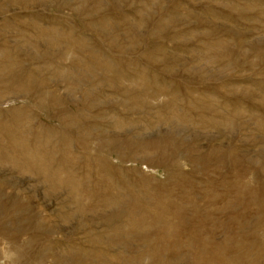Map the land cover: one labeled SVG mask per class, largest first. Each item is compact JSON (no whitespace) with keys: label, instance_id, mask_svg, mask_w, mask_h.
<instances>
[{"label":"rangeland","instance_id":"obj_1","mask_svg":"<svg viewBox=\"0 0 264 264\" xmlns=\"http://www.w3.org/2000/svg\"><path fill=\"white\" fill-rule=\"evenodd\" d=\"M33 24L56 44L52 60L41 59L42 41L41 58L29 59L35 43L22 42L39 37ZM12 54L29 61L23 72L0 68V121L26 110L29 135L53 129L56 136L59 121L79 123V113L105 136L116 114L133 121L120 130L133 148L110 160L138 186L129 190L136 197L160 191L184 209L144 217L134 235L117 239L109 215H79L67 190L51 193L4 162L0 207L16 215L27 206L34 219L17 233L0 210V264H264V0H0V66ZM142 88L164 94L137 112L123 93ZM83 93L97 98L84 101ZM169 99L181 123L161 109ZM103 101L109 106L100 111L85 107ZM157 144L178 155L166 168L156 165Z\"/></svg>","mask_w":264,"mask_h":264},{"label":"bare ground","instance_id":"obj_2","mask_svg":"<svg viewBox=\"0 0 264 264\" xmlns=\"http://www.w3.org/2000/svg\"><path fill=\"white\" fill-rule=\"evenodd\" d=\"M31 28H32V30H31L32 32L39 34V37L35 38V39H30L29 41L22 42L25 44L30 43L29 45H31V46H33L35 43V49H34L35 52L33 51L32 57H30L29 59H31L32 61H36L39 58H41V56H43V58H41L42 60H44V58L46 60H50L52 58V52L55 50L56 44L54 45V43H53L54 41L52 42L51 40L43 39L41 36V33L39 31V28L35 24L31 25ZM21 37H23L22 32H21ZM41 41L46 44V48H45V51L40 56L39 48L42 46V44L40 45ZM29 59L22 54H12L11 56L7 55V56H5V59L3 60V63L0 66V68H2L3 70H6V72H12V71H17V70H20L21 72H23L24 70L22 68V61H29ZM93 61H95L97 63V65L100 68H102L103 70L107 69L98 60H93ZM51 67H52V65H51ZM112 71L113 70H111V72ZM7 75H11V76L15 77V75H13L12 73H9ZM139 76H141V75H139ZM66 79H68V78H66ZM136 79H138V78H136ZM140 79H142V78H140ZM51 80H52V77H51ZM109 82L113 83L111 81H109ZM72 83L73 82L71 81L70 84H72ZM76 91H79V90L77 87H74L73 92H76ZM163 91H166V90L163 89ZM11 93H13V92H11ZM162 93L164 94V92H161V90H159V91L153 90L152 92H148L146 89L142 88V89H138V90L126 89V92H124L123 95H128L129 99L135 100V104L133 105L132 110H135L138 112L139 109H144V111H147V109H148L147 99H154L155 96H159V94L162 95ZM69 94H70V92H69ZM83 94L84 95L81 98L84 101H87V99H89L92 96L95 99L97 98L94 95L96 93H94V94L83 93ZM6 95L8 96V94H6ZM170 96L171 95L169 94V97ZM12 97H14V96L12 95ZM5 98H6V96H5ZM59 101H60L59 98L58 99L54 98L53 104H58ZM176 102L177 101L169 99L168 102L164 106L161 107V109L169 110V112L165 111V114L166 115H168L169 113L171 114L172 118H170L171 119L170 122H172V121H174V119H176L179 123H181V115L177 116V118H174V108L177 106ZM93 104H94V101H93ZM104 105H106V107L109 106L108 102L103 101V103H100V104L95 103V105H93V106H86L85 105V107L88 111H89V109H94L96 112V111L102 110V108H104ZM77 107L82 108L78 105H77ZM109 108H113V107H109ZM83 110H85V109H83ZM157 110H158V112H160V109H157ZM148 114H149L148 112H145L144 116L148 115ZM77 115L80 119L79 123H70L71 124L70 125V124H68V121H66L65 119H61V121H59V127L57 130H55V131H58L59 136L55 135L56 132H54L53 129H43L42 133L40 132L37 134L29 135L28 133H30V131H26L24 129V126L30 125V122H31L30 113L27 112L26 110H21V111L19 110V111H15V112H10L9 117H10L11 121L6 120V119H4L3 121H0V164H2L4 162H8L21 175H24V174L29 175L30 174L35 180L41 181V182L47 184L49 189L51 190V193H57L58 191L67 190V194L69 196V199H70V201H72L75 204L76 211L79 215H92V216H96V217H97V215H99V217H100V215H103V214L109 215V217L106 219V224H111V226H112L111 235H113L114 237H117V239L121 238L122 235H124V234L134 235L133 233L137 230V228L139 226V221H142L144 219V217H148L151 215H153V216H168V215H170V216H181V212H182L181 210L184 209V208L181 209V203L174 202L175 201L174 199H173L174 201H171L172 198H169L171 200L165 199V198H164L165 200L162 199V197L160 196V191H157L154 195L148 194L145 191L146 194H144V196H142L141 198L136 197V195L133 194L134 191L132 192L129 190H133V187L138 189V186H135V184H133L134 186L132 184H130L128 182V180H126L124 178V176H122V174H123L122 170L119 168L117 163H114L113 161L110 160L109 156L111 154L118 155V153H121V152L126 151V150H131L133 148L132 144H130V142H128L127 140L124 141V143L122 142V140H121L122 135L120 134V130L126 125L132 126L134 124V123H132L133 121H128L125 118L121 119L116 114V117L113 116L114 117L113 118V122H114L113 128H115V129H114V131H111L109 134H107V136H105V134H104L105 132L103 133L102 129H98L99 128V127H97L98 122L95 119H93L92 121H90V120L86 121L85 118L80 115V113ZM111 115H113V114H111ZM155 116L156 115H154V117ZM154 119L157 123L166 124L168 121V119L166 117H163L162 115H157ZM34 126H35V124H34ZM93 129H95L96 131H92ZM62 131H67V132L71 133L72 134L71 140H69L67 137L63 136ZM61 133H62V135H61ZM25 135H27V136H25ZM53 137L56 139V141H52ZM53 143H54V145H53ZM172 144H173V142H172ZM157 145H159V144H157ZM164 147L160 148V145H159V146L153 147L152 149L154 151L153 154L159 155L157 157L158 158L157 159L158 164H156V165H163L164 168H166L167 166L164 164V161L170 163V160L174 159L178 155H176L175 152L165 150ZM75 152H77L79 154L78 157L73 156V154ZM147 159H148V157H147ZM0 167H1V165H0ZM129 172H132V171H129ZM19 173H18V175H19ZM152 177H154V176H152ZM28 178H29V176H28ZM140 187L145 188V186H142V185H140ZM149 190H150V188H149ZM178 190L180 192L181 187H179ZM138 191H139V189H138ZM23 200H25V199H23ZM185 204H187V203H185ZM26 207L17 209L16 215H14V214L10 215V212L8 211L7 208H1L0 207L2 214L4 216H9L10 223H11V221H14L13 225L17 226L15 228V230H17V233H25L27 231L26 229L31 228V224H32L31 222L34 219V216L31 214L30 208L29 207L26 208ZM186 209H188V208H186ZM204 212H206V211L204 210ZM185 217H187V216H185ZM121 220H125L126 223L124 225H122L123 222L121 225H119V223H116V222L121 221ZM179 222H181V221H179ZM146 224H148V223H146ZM8 230L11 231V229H8ZM140 230H141V228H140ZM140 230H139V232H140ZM153 230H155V229H153ZM149 233H150V230H149ZM149 233H148V235H149ZM195 233H196V231H195ZM140 234H138V235H140ZM167 234H168V232H167ZM145 235L146 234L144 233V236ZM113 236L111 238H113ZM174 236H175V233H174ZM145 237H147V235ZM117 239H115V240H117ZM132 239H133V237H132ZM203 240H205V239H203ZM211 242H213V241H211ZM160 243H162V242H160ZM165 245H163V247ZM173 247H174V245H173ZM215 248H216V246H215ZM214 253H215V251H214ZM96 255H98V254H96ZM99 257H100V255H99ZM130 258H131V256H130ZM130 258H129V260H130ZM213 259H215V258H213ZM197 261H199V260H197ZM222 263H224V261ZM227 264H228V262H227Z\"/></svg>","mask_w":264,"mask_h":264}]
</instances>
